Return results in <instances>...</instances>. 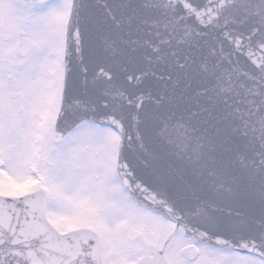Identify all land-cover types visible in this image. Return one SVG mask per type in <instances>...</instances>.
Here are the masks:
<instances>
[{
  "label": "snow or ice",
  "instance_id": "6c2138e0",
  "mask_svg": "<svg viewBox=\"0 0 264 264\" xmlns=\"http://www.w3.org/2000/svg\"><path fill=\"white\" fill-rule=\"evenodd\" d=\"M0 264H264V0H0Z\"/></svg>",
  "mask_w": 264,
  "mask_h": 264
}]
</instances>
